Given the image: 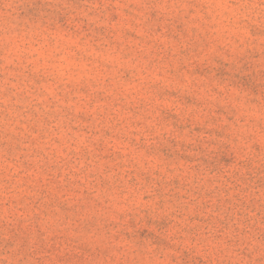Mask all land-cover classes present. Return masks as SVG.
I'll return each instance as SVG.
<instances>
[{"label": "clouds", "instance_id": "9594fccd", "mask_svg": "<svg viewBox=\"0 0 264 264\" xmlns=\"http://www.w3.org/2000/svg\"><path fill=\"white\" fill-rule=\"evenodd\" d=\"M20 2L0 0V264H264V0ZM145 218L166 227L141 240Z\"/></svg>", "mask_w": 264, "mask_h": 264}, {"label": "rangeland", "instance_id": "374dc122", "mask_svg": "<svg viewBox=\"0 0 264 264\" xmlns=\"http://www.w3.org/2000/svg\"><path fill=\"white\" fill-rule=\"evenodd\" d=\"M30 12L31 10L25 9L23 3H21L20 0H18V6L16 8V11L12 15H14L17 19H20V18L26 17ZM157 31H159V29H157ZM181 70H183V67L181 68ZM192 73L194 75H207L208 69L198 66L192 69ZM225 75L226 73L223 71V69L216 72V78H222ZM231 86H239L244 89L251 88L254 91L258 90L260 88L258 74L253 73L252 75H249V76H239L235 80L231 81ZM170 95H176V93H170ZM182 100H183V103L188 104V105L197 103L195 98L191 95L183 96ZM161 114L167 120H171L173 122H176L179 120V117H177L174 112L168 111V112H162ZM177 126L178 127H191V123L188 122L184 124H178ZM195 130L199 131L200 129L197 128ZM252 172H253V175L250 176L249 179L252 181L253 188L264 192V167H259L258 165L254 166L252 168ZM57 175L62 176L63 173H60V174L53 173L51 178H55V176ZM39 179H41L42 182L46 183L48 182L50 177L43 176V177H40ZM223 192H224L223 189H220L219 191L217 189H212L211 191L206 192L204 195L212 199H216L219 196L222 199ZM248 206L255 207L259 209L261 212H264V207H261V204L256 200H252L248 202ZM142 223L144 226L138 231V235L141 240H148L153 237V232L150 231V229L155 223H159V226L162 228L166 227L165 222L163 221L156 222V221H153L151 218H145V220L142 221ZM42 235L43 234H41V236ZM261 235H264V233H257V240L260 239ZM52 240L53 241L56 240L57 243H59L60 241L64 240V237L59 232H57L56 236L51 237L48 241H44L43 239H41L39 250L42 252H52L53 250H55V243H53ZM48 245H51V247H49ZM221 256H222V253L218 252L217 259L220 260V264H227V257L221 258ZM69 259H74V257H69ZM182 259L185 261V264H188L189 260L193 261L194 264H204L203 257L196 255L194 252H187V251L183 252Z\"/></svg>", "mask_w": 264, "mask_h": 264}]
</instances>
